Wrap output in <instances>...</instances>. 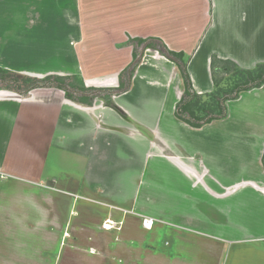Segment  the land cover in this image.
I'll return each instance as SVG.
<instances>
[{
    "label": "crops",
    "instance_id": "obj_1",
    "mask_svg": "<svg viewBox=\"0 0 264 264\" xmlns=\"http://www.w3.org/2000/svg\"><path fill=\"white\" fill-rule=\"evenodd\" d=\"M134 39H157L182 54L196 96L209 95L217 76H229L228 64L243 71L264 64V0H0V68L19 75L77 76L87 88H116ZM183 93L177 66L151 49L129 89L111 97L115 108L102 98L70 101L55 88L24 98L0 89V196L22 200L0 201V264H10L6 248L20 237L8 233L10 206L28 207L21 236L37 253L17 264L228 262L227 240L211 227L218 214L205 222L197 210L175 215V208H197L205 193L221 201L251 189L264 198V138L254 162L259 179L234 180L243 176L234 159L244 161L234 143L251 146L227 118L231 105L252 104L264 116V86L240 92L225 103L227 119L200 128L175 116ZM38 213L46 220L30 217ZM259 239L250 240L257 255ZM254 262L264 264L260 256Z\"/></svg>",
    "mask_w": 264,
    "mask_h": 264
},
{
    "label": "rangeland",
    "instance_id": "obj_2",
    "mask_svg": "<svg viewBox=\"0 0 264 264\" xmlns=\"http://www.w3.org/2000/svg\"><path fill=\"white\" fill-rule=\"evenodd\" d=\"M1 69V68H0ZM4 70V69H3ZM16 74V73H15ZM232 76H222L219 78L217 76L216 80H219L218 88H217V96H223L226 92L230 91L235 84H239L243 78L240 74H236L231 72ZM39 79V78H35ZM42 79V78H41ZM214 83V90H215V84L216 81H213ZM264 86V85H263ZM262 87V86H261ZM260 87V88H261ZM256 89V88H255ZM252 90V89H251ZM200 97V96H199ZM193 109L196 112L198 116H204L206 113H208L207 107L211 106L213 104L212 99L210 98H202L197 100H193ZM255 106L250 104L246 106H241L238 108H235L233 105L230 106L228 119L232 121L233 123V134L235 136H248L250 139V148L248 151H242V145L239 143H234V150L235 155H240L237 151H241L244 154V161L239 160L236 161L234 159V172L238 171L243 174V176L234 177V180H240L241 177L244 178H258L256 176V170L254 168V162L257 156H259V148L262 146V138H264V116L262 113L259 112V110L254 108ZM226 108V107H225ZM227 114V112H226ZM225 118V119H227ZM225 119L215 120L217 122L224 121ZM239 123V124H238ZM206 137L205 135H203ZM203 138H197L198 141H203ZM255 145V146H254ZM217 145L215 144V147ZM245 146V145H244ZM259 147V148H258ZM200 157V156H199ZM199 158H197V162ZM202 161L205 162V164L208 166V159L207 157L203 156L201 157ZM262 161V160H261ZM263 169H264V161H262ZM216 167H214L215 169ZM239 168V169H238ZM232 168L223 169V171H230ZM213 172V171H212ZM206 184L209 186L211 185V177L208 175L205 178ZM188 185V183H187ZM187 192H190V189L186 186ZM1 194V192H0ZM13 195V196H12ZM203 196V193H201L197 189V198H201ZM18 195L15 194H6L0 196V201L3 202L5 205L8 204L11 205L12 201L18 202L19 198ZM209 194H204L203 199L206 198L207 200L205 202H201L197 200V208H194L193 206L195 203L192 204L193 208H188L187 206L181 207V208H175L176 213L175 215H184L187 212V215H189L192 210H197V218H201L202 220H208V222L212 219V215H217V222L212 225L211 227L214 228V231H217L218 233L216 235H219V232L222 233L221 237L226 238V244H224V250L228 257V262L224 260L222 257L220 259V264H255V258L260 256L263 258L264 263V253L258 254V250L253 246L251 243V239L255 237H262L264 236V198H262L259 194L256 192L254 193L251 189H246L241 192L236 193L232 198H227L221 201H215L212 199H209ZM22 200H19L21 202ZM190 203L189 201H187ZM158 205L161 206L160 200H154L155 206ZM206 203V204H205ZM24 204V203H23ZM27 207V205H25ZM7 209L8 212L6 213L9 218V231L8 233H11L12 230L14 232H17L20 234V237L16 240L10 241V245L8 248H6V255L8 254V260H10V264H17L21 261L25 262H32L33 260H36L37 258L35 255V247L33 245V239L30 238V236L25 234V236H21L23 233L22 224L24 226V223L22 222V218L24 216H28L25 209L21 206ZM159 214L162 213V209H160ZM173 212V210L166 209L163 211V213H170ZM23 215V217H22ZM171 214H168V217H164V220H169ZM32 218H41L39 213L37 216L31 215ZM161 217V216H160ZM42 220H46V217L41 218ZM210 219V220H209ZM2 234H6L5 230L2 229L0 231ZM210 241L209 238H205ZM233 240H239V241H233ZM243 240V241H242ZM249 240V241H247ZM259 243L264 242L263 239H259ZM232 241L233 248L231 251H229V242ZM242 242V243H241ZM257 242V241H254ZM237 243H241V245H235ZM2 248V247H1ZM205 255V254H204ZM203 255V256H204ZM4 259H6V256L4 255ZM216 264V263H213Z\"/></svg>",
    "mask_w": 264,
    "mask_h": 264
},
{
    "label": "trees",
    "instance_id": "obj_3",
    "mask_svg": "<svg viewBox=\"0 0 264 264\" xmlns=\"http://www.w3.org/2000/svg\"><path fill=\"white\" fill-rule=\"evenodd\" d=\"M131 42L133 45L132 62L127 69L120 74L118 79L119 85L116 88H87L77 76L49 75L42 79H35L0 69V89L12 91L24 98L29 91L33 89L55 88L63 91L67 100L90 105L96 98H102L107 106L115 108L111 97L122 94L129 89L133 73L141 62L144 51L146 49H151L173 62L182 76L184 93L176 106L175 116L192 127L200 128L212 121L224 119L226 117L225 103L236 99L240 92L260 88L264 85V64L258 65L253 71H243L233 64H228L227 67L230 69L224 70V73L229 74V77L232 76L231 72L240 74L243 80L239 84H235V86L230 91L223 94V96L218 97L216 90L220 79L216 80L215 78V90L213 93L203 96V98L212 99L213 104L207 107L208 113L204 116H198L193 109V100H199L202 96H196L192 88L186 71L187 59H184V56L180 53L169 51L167 47L157 39H134ZM216 63L217 60L213 59L211 61V66L215 67Z\"/></svg>",
    "mask_w": 264,
    "mask_h": 264
}]
</instances>
